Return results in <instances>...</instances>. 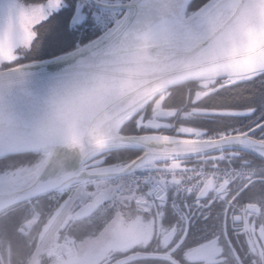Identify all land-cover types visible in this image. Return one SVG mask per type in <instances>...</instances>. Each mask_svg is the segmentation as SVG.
<instances>
[{"label": "snow or ice", "instance_id": "6c2138e0", "mask_svg": "<svg viewBox=\"0 0 264 264\" xmlns=\"http://www.w3.org/2000/svg\"><path fill=\"white\" fill-rule=\"evenodd\" d=\"M210 27L215 38L201 54L226 57L227 71L212 86L215 109L196 115L225 131L208 147L153 153L160 138L148 133L171 125L138 111L124 125L131 131L90 157L94 164L82 161L103 181L99 206L80 198L101 219L134 212L109 264H264V0H0V64L11 65L0 72V190L19 191L50 153L21 113L5 119V98L14 106L44 86L37 69L96 55L144 28L175 48L200 49ZM209 147L199 168L181 159Z\"/></svg>", "mask_w": 264, "mask_h": 264}, {"label": "clouds", "instance_id": "9594fccd", "mask_svg": "<svg viewBox=\"0 0 264 264\" xmlns=\"http://www.w3.org/2000/svg\"><path fill=\"white\" fill-rule=\"evenodd\" d=\"M214 38L210 27L200 49H178L160 33L154 41L130 50L126 60L111 55L74 57L54 70L38 92L21 93L14 106L5 98V119L12 112L21 113L28 122L29 137L61 158L94 157L123 136L125 123L152 98L154 90L189 81L207 89L224 80L227 58L201 54ZM10 66L0 64V72ZM95 183L100 188L103 181ZM88 195L99 205L95 193ZM133 218L132 209H117L98 233L86 238V245L107 250ZM78 223L84 226L88 221Z\"/></svg>", "mask_w": 264, "mask_h": 264}, {"label": "water", "instance_id": "95a60500", "mask_svg": "<svg viewBox=\"0 0 264 264\" xmlns=\"http://www.w3.org/2000/svg\"><path fill=\"white\" fill-rule=\"evenodd\" d=\"M158 33L150 31L147 28L141 29L129 33L127 35L118 37L116 39L108 41L96 55H111L118 60H126L130 50L137 48L148 41H154L158 37ZM41 72L42 76L46 80L53 72L50 68L45 65L44 67L37 69ZM179 84H172L167 86L164 90L156 89L152 92V98L160 93L168 90ZM150 99V100H151ZM149 100V101H150ZM148 101V102H149ZM125 135V134H122ZM148 135L157 136L160 138V143L151 144L148 151L158 154H170L175 149L185 147L188 149L192 148H204L208 147V142L213 141L215 138H182L169 136L161 133H148ZM209 153H213V150L209 147L208 151H201L194 155L186 156H203ZM184 157V156H182ZM89 161L91 158H61L55 151L49 153L48 158L43 163L37 174L31 179L22 182L19 186L20 190L11 193L7 190H0V213L20 204L31 200L44 193L53 191L57 188L63 187L72 181L87 180L97 178L94 173L96 171H88L84 169L82 161ZM30 197V198H28Z\"/></svg>", "mask_w": 264, "mask_h": 264}, {"label": "flooded vegetation", "instance_id": "af4514ba", "mask_svg": "<svg viewBox=\"0 0 264 264\" xmlns=\"http://www.w3.org/2000/svg\"><path fill=\"white\" fill-rule=\"evenodd\" d=\"M59 203L55 195H46L44 198L22 208L24 215L21 219L18 218L16 226H12L13 230H8L9 226L0 224V250L5 249L7 255L5 260L0 256V264H28V252L25 256L15 259L16 249L28 248L41 249L37 264H78L86 254L93 256L90 257V263L88 264H109L108 250H105L107 254L105 256L102 254L101 257L99 256L101 250L98 251L100 248L90 247L84 251L82 250L85 254H81L76 237L68 230L70 226L68 221H64L62 225L52 230L47 237L48 228L58 213ZM37 205L41 206V209L33 216L31 213L36 210L34 208ZM13 214H16V212L2 217L4 218L2 222L5 219L8 220ZM29 215L32 218H27ZM28 221L33 222L31 227L28 226Z\"/></svg>", "mask_w": 264, "mask_h": 264}, {"label": "trees", "instance_id": "16d2710c", "mask_svg": "<svg viewBox=\"0 0 264 264\" xmlns=\"http://www.w3.org/2000/svg\"><path fill=\"white\" fill-rule=\"evenodd\" d=\"M171 91L172 92L168 96H166V98L164 100V107H167L171 110L178 109V108L186 109V107L189 104H191V107H189L188 109H190L192 111V114H190V116H188V117L186 116L187 118H184L181 120H179V117H181V114L179 112L177 114V116H175L177 118L174 117L172 119V123L174 122L175 126H177V125H181V126L186 125L187 126V124H188V125H192V127L203 128L206 130V132H208L209 136H218L220 133H223L225 131V129L220 124L211 122L212 120H214L216 118H209V117L196 115V113H200V112H204V111H210V110L215 109V97L211 96L212 87L206 89V88L198 85L195 82H190L187 84L177 86V87L173 88ZM230 123L246 124L247 121H232ZM130 129L131 128L129 127V128H125L124 130H130ZM169 132H174V129L170 130ZM213 154L214 153L206 155L205 159L207 160V158L212 156ZM198 158L190 157L189 162H196L197 165H200L201 164L200 161H196ZM65 196L67 197L68 194H66ZM34 209H36V211H39L41 209V206L37 205ZM12 212H16V214L11 215L8 220L5 219L2 222V220L4 218L0 219V224L2 226H9L8 230H13L12 226L13 225L16 226L18 218L21 219V217H23V215H24V210L23 209L20 210V208L14 210V211H11L10 213H12ZM84 229H86L85 231L87 233V232H90L96 228L93 229V226H91V224H89L88 226L87 225L80 226V224L77 221L72 223V231L77 236H79L78 234L79 233L81 234ZM9 236H11V235H9ZM32 251H34V250L30 249V248L23 249V250H20V249L17 250L16 249L15 259L20 258L22 256H25L26 252L29 253V255H28V257H29V256H31ZM12 260L14 262L13 256H12Z\"/></svg>", "mask_w": 264, "mask_h": 264}, {"label": "rangeland", "instance_id": "374dc122", "mask_svg": "<svg viewBox=\"0 0 264 264\" xmlns=\"http://www.w3.org/2000/svg\"><path fill=\"white\" fill-rule=\"evenodd\" d=\"M189 107H191V104H189L186 107V109H181V108L175 109V111H179L180 114H181V117H179V120L184 119V118H187L188 116H190V114H192V111L190 109H188ZM175 116H177V115H175ZM175 116H172L171 120H169L168 123L167 122L165 123L167 125H171V127H167L166 128V131L173 130L174 129V133L184 134V133H187V132H193V133H196V135H200L201 132L206 131L203 128L192 127V125H188V124H187V126L186 125H184V126H181V125L175 126L174 125V122L172 123V119ZM175 118H177V117H175ZM131 130L132 129L125 130L124 132L127 133L128 131H131ZM207 135H208V132H207L206 135H202V136H207ZM182 136L183 137H187L186 135H182ZM93 181H96V180H93ZM93 207H98V205L95 204V203H93ZM70 212H71V214H70L71 219H75V221H77V222H79L82 219H86L88 221V223L86 224L87 226L89 224H91V226H93V229L96 228V229H94V230H92L90 232H87V233L85 231L86 229H84L83 232L81 231L82 233L81 234L79 233L78 234L79 236H77L78 237V240H79V241H77V245H78V247H80L81 254L83 255L85 253L82 252V250L84 251V250L90 248L85 243L86 238L90 234L98 233L105 226V224L112 218V216L109 213L107 217L101 219L100 214H92V213H90V211L87 210L85 206H80V207H78V208H76L74 210H71ZM95 249H97V248H95ZM100 250H101V253L99 254L100 257L102 256V254H103V256H105L107 254V252L105 250H103V249L100 248L98 251H100ZM107 250H108V254L109 253H112L113 251H115V245L112 243L111 246ZM45 251H46V249H45ZM5 253H6V250L5 249L4 250H0V256H2L3 260H5V258H6ZM90 257H93V256L88 255V254L84 255L82 257L83 259L78 264H88V263H90L89 262ZM33 261H34V264H37L38 257H35ZM33 261H31V262H33Z\"/></svg>", "mask_w": 264, "mask_h": 264}]
</instances>
